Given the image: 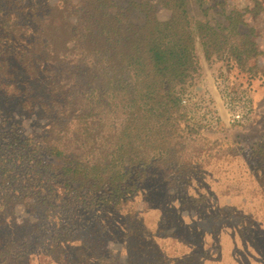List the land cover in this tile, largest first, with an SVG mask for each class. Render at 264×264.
I'll use <instances>...</instances> for the list:
<instances>
[{"label": "trees", "instance_id": "16d2710c", "mask_svg": "<svg viewBox=\"0 0 264 264\" xmlns=\"http://www.w3.org/2000/svg\"><path fill=\"white\" fill-rule=\"evenodd\" d=\"M10 1L24 12V25L30 29L24 32L26 73L43 77L29 85L37 83L56 105L41 133L24 129L23 135L14 125L11 134L0 133V192L6 201H27L39 214L34 222L19 221L13 206L4 204L0 264L10 263L6 255L12 249L17 258L37 251V238L51 239L46 238L48 225L53 226V240L61 242L49 252L62 255L61 249L65 252L75 240L79 250H87L86 223L77 218L79 224L72 226L66 213L55 214L58 204L75 206L76 213L100 207L104 220H111L108 210L120 213L124 226L138 214L130 215L126 206L140 196L149 177L174 170L181 177L184 169H199L208 155L195 146V127L184 119L180 103L185 84L199 69L197 43L205 60H223L231 73L251 76L248 61L260 52L254 27L229 0ZM254 2L264 7L261 0ZM10 4L0 0L1 17ZM158 8L168 12L166 19L158 17ZM3 35L0 29L4 46ZM154 205L139 213L149 221L146 216H155V223L165 214L156 224L162 231H167L171 214L185 224L172 205ZM104 220L95 217V226L106 236ZM153 229L152 224L146 236ZM224 243L218 242L215 258L201 257L197 264H244ZM90 255L82 254L79 261ZM168 262L166 258L161 264Z\"/></svg>", "mask_w": 264, "mask_h": 264}, {"label": "rangeland", "instance_id": "374dc122", "mask_svg": "<svg viewBox=\"0 0 264 264\" xmlns=\"http://www.w3.org/2000/svg\"><path fill=\"white\" fill-rule=\"evenodd\" d=\"M124 1L117 0V2ZM261 1L264 3V0ZM49 2L53 4L55 0H49ZM229 2L236 10L243 12L245 22L255 29L253 40L260 52L252 55L248 61L253 75L239 70L231 73V69L220 59L205 60L202 47L197 43L196 54L200 57L199 69L184 87L186 90L198 91L202 81L212 85L214 76L222 72L235 88H245L249 91L257 122L249 128L224 126L217 132L207 131L191 124L187 109L181 105L184 119L195 127L194 135H191L195 138V146L208 155V159L202 161L199 169H195L196 165L193 168L184 169L181 177L176 176L178 179L174 176L175 170L166 173L156 172L149 177L145 183L141 184L145 192L142 191L140 196L138 194L126 206L130 215L138 214L124 226L122 225L124 216L120 213L113 215L108 210L105 215L111 220H104L103 210L100 207H87L84 212L76 213L75 206L71 208L72 206L64 204L62 207L58 204L55 214L66 213L65 218L71 221L72 226L77 225L74 224V222L78 223L77 218L79 223H86L87 231L84 236L87 239V250H79L77 246L80 241L75 240L70 242V247L64 248L65 252L61 249L62 255H59L57 251L49 252L51 245L61 244V242L53 240V238L56 239L50 233L53 226L48 225L49 231L46 233V238H51L52 241L37 238L36 242L40 244L36 247L38 250L30 251L27 258H17V251L12 249V252L6 255L10 261L9 264H24L25 260H27L26 264H161L166 258L169 259L167 264H197L201 257L215 258L217 256L218 242H226L224 244L228 246L229 251L244 264H264V75H262L264 74V7H258L254 0H229ZM7 10L13 12L1 17L2 11H0V29L19 33V40L23 41L24 32L29 33L30 29L26 28L23 22L15 21L14 15L19 7L15 9L9 6ZM157 11L161 20L168 17V12L163 8H158ZM194 13L197 16V12L194 11ZM20 48L12 46L11 54H6L3 45L0 44V95L4 97H9L11 90L16 92L15 86L12 85L14 80H17L24 88L23 73L28 67L27 63H24L22 49L24 42L23 47ZM15 70L18 74L15 73L13 78L17 76L18 79L12 81L8 75L10 71L15 72ZM6 79L9 80L7 85ZM17 100L16 98L12 117L23 126L26 132L41 133L39 128L46 116L39 119L40 125H34L32 121H36L37 116L31 115L27 118L24 112L29 111V107L22 105V98L20 101ZM183 162H181L182 165ZM173 178L175 182L172 181ZM29 201L35 202L30 199ZM6 202H8L7 207L13 206L14 218L19 221L34 222L38 219L39 214L31 211L27 201L20 199L16 201V198L6 201L0 192V212L5 209ZM162 204L172 205L185 224L179 225L175 214H171L167 231H162V225L156 227L158 221L155 223V216L152 218L146 216L151 220L149 221L139 213L143 209L150 208L151 205L160 208ZM97 216L105 221L103 222L107 230L106 236L97 232L98 226H95ZM164 217L165 214H162L159 222H162ZM109 221L110 224L107 225ZM142 222L146 223V226L142 225ZM152 224L154 229L150 235L146 236L145 231ZM122 226V229L119 228ZM27 227L25 228L28 229ZM155 230L160 233L155 234ZM127 232H129L128 235ZM220 236L224 237L220 239ZM21 243L24 244V240ZM18 245H20L19 241L14 246ZM87 251L88 253H85ZM97 251L102 256L98 257ZM82 254L90 255L83 263L79 261Z\"/></svg>", "mask_w": 264, "mask_h": 264}, {"label": "built area", "instance_id": "2783aa9c", "mask_svg": "<svg viewBox=\"0 0 264 264\" xmlns=\"http://www.w3.org/2000/svg\"><path fill=\"white\" fill-rule=\"evenodd\" d=\"M211 84L202 81L200 90H185L180 103L187 109L193 125L207 131L222 127H244L254 120L255 111L251 95L245 88H235L222 72L216 74Z\"/></svg>", "mask_w": 264, "mask_h": 264}, {"label": "flooded vegetation", "instance_id": "af4514ba", "mask_svg": "<svg viewBox=\"0 0 264 264\" xmlns=\"http://www.w3.org/2000/svg\"><path fill=\"white\" fill-rule=\"evenodd\" d=\"M18 1H20V0H18ZM38 1L39 0H37V2ZM9 3H11L10 5H11V7H13V5H12L13 2L9 0ZM20 5L18 4V6H20ZM12 12L13 11H7L8 15H10ZM17 12H22V11L19 9V10H16V13ZM14 17H18L19 23H21V22L24 23V12H22L21 14H18V15H14ZM16 21H17V18H16ZM2 32L4 34L3 36H4L5 40H7V41H4V46H3L4 53L11 54L10 50H11L12 46H17V47H21V48L23 47L24 39H23V41L19 40V33L15 34L14 32H11V31L6 30V29H3ZM23 32H24V30H23ZM12 37H13V39H12ZM14 40L16 41L15 43H14ZM26 47H27V44L24 48H22L24 50V63L25 64L27 63L26 60H27V56H28L27 52L25 51ZM20 49H18V51ZM18 69L21 71L20 68H18ZM26 72L27 71H24V73H23L24 79H23L22 85L24 86V88L21 86V84L19 85V82L17 80H14V79H18L17 76H15V78H13V75L15 73L18 74L17 70H15V72H11V71L9 72L10 74L8 75V78H10L12 81L14 80V83L12 85L15 86L16 92L14 93V91L11 90L12 93L9 97H4L3 95H0V133L11 134L12 127L14 125L15 127H17V129L21 130V132L24 135L23 126H21L19 124V122L17 120H15V118L12 117V115H13L12 110H13V107L15 106L16 98L18 99L17 101H20V98H22V101H21L22 105L26 106V108H27V106L29 107V111L24 112V113H26L27 118L31 115L37 116L35 118L36 121H32V123H34V125H40L41 123L39 122V119L46 116V119L40 125V128H39V130L41 132L46 128V124H47V121H48L49 115H50L49 113L52 111L53 106L56 105L55 103L54 104L51 103V101H50L51 96L50 95H43L42 89L38 88L37 83H35L34 85L31 83V85H32L31 87L29 85L31 81H38L37 79H42L43 77L41 76L38 78H31L32 76L28 75ZM0 76H1V73H0ZM19 76L22 77L20 74H19ZM8 82H9V80L6 79L5 80L6 85ZM29 90H31L32 92L29 93ZM44 94H46V93H44ZM39 96H43V97L41 98ZM45 103L48 105H44ZM256 116L257 115L255 113L253 122L251 124L247 125L246 127L245 126L244 127L249 128V126H253V124H255L257 122Z\"/></svg>", "mask_w": 264, "mask_h": 264}]
</instances>
